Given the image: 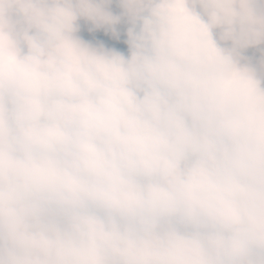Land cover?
I'll use <instances>...</instances> for the list:
<instances>
[{
    "label": "clouds",
    "instance_id": "9594fccd",
    "mask_svg": "<svg viewBox=\"0 0 264 264\" xmlns=\"http://www.w3.org/2000/svg\"><path fill=\"white\" fill-rule=\"evenodd\" d=\"M0 264H264V0H0Z\"/></svg>",
    "mask_w": 264,
    "mask_h": 264
}]
</instances>
